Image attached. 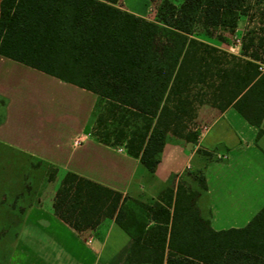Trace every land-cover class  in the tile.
I'll return each instance as SVG.
<instances>
[{"label":"trees","instance_id":"16d2710c","mask_svg":"<svg viewBox=\"0 0 264 264\" xmlns=\"http://www.w3.org/2000/svg\"><path fill=\"white\" fill-rule=\"evenodd\" d=\"M119 2L3 0L0 55L98 95V104L108 107L96 117L94 136L108 146L124 143L151 173L168 137L197 142L198 134L187 131L208 89L213 107L232 105L259 129L257 141L264 135V72L254 50L259 37L247 39L241 56L196 37L225 43L219 29L234 32L249 3L264 0H164L154 20ZM259 41L261 48L264 35ZM119 110L144 123L128 133L119 129L111 142L99 130H107L108 121L128 120L118 118ZM50 169L48 179L55 181L58 170ZM194 176L205 187L204 169ZM197 196L185 183L167 187L148 208L152 225L134 239L124 264H264V207L243 228L215 231L195 206ZM123 202L122 193L68 172L53 208L81 233L108 219L123 225Z\"/></svg>","mask_w":264,"mask_h":264},{"label":"crops","instance_id":"0c3cea01","mask_svg":"<svg viewBox=\"0 0 264 264\" xmlns=\"http://www.w3.org/2000/svg\"><path fill=\"white\" fill-rule=\"evenodd\" d=\"M263 29L264 13L242 15L236 31L261 36ZM98 101L93 92L0 55V210H22L10 222L16 231L3 264H124L134 239L152 225L148 208L180 182L198 193L195 206L215 231L243 228L264 207V135L257 141L259 129L232 105L221 111L211 104L208 122L191 124L187 135L197 133L196 143L168 137L151 173L94 136ZM50 167L58 170L55 181ZM202 168L205 187L194 176ZM68 172L122 193L123 225L108 219L78 233L58 218L54 198ZM12 217H0V225Z\"/></svg>","mask_w":264,"mask_h":264},{"label":"rangeland","instance_id":"374dc122","mask_svg":"<svg viewBox=\"0 0 264 264\" xmlns=\"http://www.w3.org/2000/svg\"><path fill=\"white\" fill-rule=\"evenodd\" d=\"M164 0H120L119 6L122 7L125 10H130L134 13H137L139 15L144 16L148 20H154L156 15L159 12V6ZM175 1V0H172ZM248 12L245 13L243 16H250V17H256L260 18L261 14L264 13V7H260L259 4H255L253 2H250L248 5ZM245 32V31H244ZM239 34L236 30L234 32H231L229 30H224V29H219L220 35L224 36L226 38L225 43H221L218 40H213V39H208L205 36L201 34H197L196 37L201 40L210 43L211 45H215L217 47H220L221 50L227 51L230 54L236 55V56H241L242 53V48L240 50H236L235 46H237V39L240 40L241 42V47L243 44L247 43V39H250L252 37H262L264 34L261 36L258 34H255V31L249 30L248 32H245V34ZM163 34V33H162ZM238 35V38L237 36ZM163 39V37L161 36ZM259 38L255 40V49H258V52L260 54V58L262 61H264V45L260 48L259 47ZM234 50H231L230 47ZM251 52V51H250ZM211 99H212V90L207 91L206 94H203L201 97L198 98V101L196 102V112H195V118L192 121V125L198 123H206L210 119V115L208 111L212 109L211 106ZM108 107V104L105 102L99 103L96 107V117L106 115L105 108ZM119 116L120 115H125L128 117V120L125 119H119L117 121L111 120L108 121L107 124V130L100 128L99 133L102 135H106L107 133L110 134V141L113 142L115 141V133L119 129H125V131L131 132L135 131L137 127L142 125L144 121L139 118L138 116L131 114L127 111L124 110H119ZM118 118H121L118 117ZM129 124V126L126 127V125ZM125 144L121 147V149H124ZM37 168V167H34ZM49 173L52 172L51 169H48ZM22 210L16 209V210H0V217L2 220L7 221L8 220V215L11 216L13 215L12 218L9 220V224H3L0 225V262L2 261V256L4 257L6 251L8 248L11 246L12 242L11 240H8L7 238L11 235L13 237L15 233L14 225L10 224V222H17L21 216ZM13 233V234H12ZM3 264V262H1Z\"/></svg>","mask_w":264,"mask_h":264},{"label":"built area","instance_id":"2783aa9c","mask_svg":"<svg viewBox=\"0 0 264 264\" xmlns=\"http://www.w3.org/2000/svg\"><path fill=\"white\" fill-rule=\"evenodd\" d=\"M237 44H241L239 39H237ZM258 65H259V71L263 73L264 72V61L259 62ZM120 151H123V149H120Z\"/></svg>","mask_w":264,"mask_h":264}]
</instances>
